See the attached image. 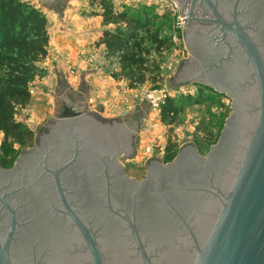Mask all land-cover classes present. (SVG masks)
<instances>
[{
    "label": "water",
    "instance_id": "1",
    "mask_svg": "<svg viewBox=\"0 0 264 264\" xmlns=\"http://www.w3.org/2000/svg\"><path fill=\"white\" fill-rule=\"evenodd\" d=\"M170 1L183 18L190 58L179 82H195L230 101L231 115L207 152V158L218 155V169L208 168L204 185L182 187L183 180L192 179L178 166L180 156L190 150L198 158L195 149L183 148L170 164L159 165L157 174L148 171L153 163H146L143 182L128 179L119 159L131 157L140 120L125 117V123L107 124L84 113L80 104L63 103L59 109L74 115L45 124L34 150L16 158L9 170H0V224L5 229L0 264H19L21 231L34 229L38 239H47L43 251H51L45 264H264V20L259 13L240 10L242 0L230 10L211 0ZM200 3L209 17L195 13ZM209 23L219 29L222 57L200 51L192 56L190 36L198 33L199 24H208L207 33L214 27ZM222 64L230 67V88L211 83L223 77L215 72ZM191 67L195 76H188ZM54 134L56 141L50 139ZM43 138L47 149L36 161ZM173 176L179 184H172ZM162 179L171 182L162 185ZM22 190L25 196L19 195ZM36 204L43 212L35 210ZM33 207L36 217L28 213ZM166 213L168 224L162 219ZM159 223L168 230L152 227ZM54 232L63 241L55 242ZM38 246L39 240L26 245L28 264H44L34 257Z\"/></svg>",
    "mask_w": 264,
    "mask_h": 264
},
{
    "label": "rangeland",
    "instance_id": "2",
    "mask_svg": "<svg viewBox=\"0 0 264 264\" xmlns=\"http://www.w3.org/2000/svg\"><path fill=\"white\" fill-rule=\"evenodd\" d=\"M23 1L36 7V0ZM110 1L114 11L131 10L141 20L145 19L142 14L145 10L149 13L151 11L149 30H157L158 39L164 44L167 43L165 47L158 49L150 43L144 32L140 33V38L147 39L143 43L145 53L142 55L146 70L143 79L146 81L139 84L136 70L115 79L114 76L120 75L119 54L108 55L104 46H97V38L104 31L114 32L116 26H103L101 22L94 23L92 28L84 25L85 23L80 25L84 19L97 18L101 13L97 4L91 0H73L76 12L70 19L65 17L62 23L60 18L42 11L47 20L49 35L47 57L37 65L42 70L40 78L29 83L28 105L17 108L15 117L17 122L33 133L34 140L24 148L14 146L15 153L11 159L13 164L21 154L34 150L37 136L43 131L45 124L59 117L74 115L66 112L67 108L60 110L59 106L65 101L76 99L74 92L80 85V75L84 73L89 96L85 102L84 99L79 103L76 101L84 108V113L108 124L118 123L123 120V116L131 119L135 110H147V115L140 119L139 131L133 138L131 157L119 159L128 179L143 182L146 177V163L159 162L163 166L171 163L174 159L170 162L164 160L166 149L177 155L179 149L191 148L199 156L206 157L207 152L217 144L231 115L230 101L225 96H215L212 89L195 82H179L178 76L184 69L189 53L183 42L184 27L177 8L163 0H132L128 5H124L128 0H119L123 7L117 9V0ZM37 9L41 11L39 7ZM72 33L78 37L73 39ZM69 41L70 47L58 46L67 45ZM199 87L201 91L198 90ZM168 99H172L179 108L172 125H165L160 121V110ZM1 141L0 134V144ZM8 166L11 168L12 164Z\"/></svg>",
    "mask_w": 264,
    "mask_h": 264
},
{
    "label": "trees",
    "instance_id": "3",
    "mask_svg": "<svg viewBox=\"0 0 264 264\" xmlns=\"http://www.w3.org/2000/svg\"><path fill=\"white\" fill-rule=\"evenodd\" d=\"M101 9L97 16L103 26L114 25V32L104 31L97 46H104L108 55H118L120 75L136 70L139 84H143L145 61L143 43L150 41L158 49L167 43L158 39V31L149 30L148 10L142 14L145 19L135 17L131 10L114 11L110 0H91ZM157 19V17H155ZM124 25V28H120ZM144 32L146 38H140ZM49 35L47 20L40 10L22 0H0V167L8 168L13 164L14 146L24 148L34 140L33 133L16 121L17 108H25L30 101L29 83L40 78L42 70L38 68L47 57ZM147 53V51H146ZM201 91V88H198ZM213 94L208 89L203 88ZM214 95V94H213ZM191 100V98H186ZM179 113V108L172 99L166 100L160 110V121L172 125ZM176 155L166 149L165 162H170Z\"/></svg>",
    "mask_w": 264,
    "mask_h": 264
},
{
    "label": "flooded vegetation",
    "instance_id": "4",
    "mask_svg": "<svg viewBox=\"0 0 264 264\" xmlns=\"http://www.w3.org/2000/svg\"><path fill=\"white\" fill-rule=\"evenodd\" d=\"M211 1H213L215 4H217L218 8H220V9L222 8L224 10H230V9H232V5L234 4L235 0H211ZM196 2L198 3L197 0H196ZM195 8H196L195 13H197V15L199 17H203V18L209 17V13H208L209 11L204 6V4L200 3V4L196 5ZM241 8H242L243 12H246V13H252V14L259 13V17H261L262 20H264V18H263L264 17V15H263V13H264V0H242V5L240 7V10H241ZM207 25L208 24H199V29L196 27L198 33L195 36L191 35L189 40H188L189 50L191 51L192 56L198 55L199 51H200L204 55L207 53L208 55L214 57V59L217 57L221 58L222 54H223V49H222L223 45L221 44L222 42L219 40L220 39L219 29L214 26L215 24L214 25L210 24V27H212V26H214V27L212 29H210L209 31H207V33H206L203 30ZM206 46H207V48H212L213 49L212 52H208ZM188 59H190V58H188ZM186 68H187V64L184 63V69H186ZM229 68L230 67L228 65L222 64L220 68L215 70V72L221 73L223 77H221V79H214L211 81V83L214 84L216 81H219V82H222V85L225 84V86H223L224 88H228V87L230 88L231 84H228V82H227V79H228L227 70H230ZM192 70H193L192 72L190 70L191 73H189L188 76H191L192 74L195 76V74L198 73L196 69L192 68ZM211 75H212V77H215V75H217V74H211ZM67 112L72 113L71 109H68ZM121 122L125 123V121L122 119L118 123H121ZM127 129H129V128H127ZM48 132H49V130H48ZM56 135L57 134H54V136L51 137L50 139L53 140L55 138V141H56V137H57ZM47 145H48V142H46V140L44 138L41 139L39 146L36 147V161L39 159V154L42 155L46 151ZM178 155H179V153L176 155V157ZM184 155L185 156H180L181 159L179 160L178 166L182 167L183 169L185 168L184 170L186 171L188 179L195 180V181L189 180L187 182H185L186 180H183L182 181L183 182L182 187H184V188L189 187L191 185H199L200 183L204 185L205 181H203L202 178L204 176H207V174L209 172L208 168L218 169L217 168L218 163H219L218 160L221 161L220 159H218L217 164H216V159H217L218 155H215L214 158H211V157L207 158V156L206 157L199 156L198 152H197V156H198V158H197L190 150H187V152L184 153ZM25 157H27V155ZM81 160H83V159H81ZM159 165H162V164L159 162L153 163L150 166V169L148 171L153 172V174H157L158 169H159ZM12 166H13V164H12ZM9 169L10 168L4 169V168L0 167V170H2V171H7ZM171 181H172V184H179L178 183L179 180L177 177H174V176H173V178L171 177ZM171 181H166V180L162 179L161 184L163 183L162 185H164L168 182L167 184L169 185V183ZM4 192L5 191H3V193ZM167 193L169 195H172V193H174V192L171 190V188H169V190H167ZM22 194H24V196H25L26 192L23 190L20 191L19 195L22 196ZM5 195H7V191H6ZM4 201H7L6 197H4ZM191 203H194L193 198L189 199L188 202H186V204L188 206H190ZM36 208L38 211L43 212L42 208L40 206H38L37 204L35 206V210H36ZM26 209H29V208H26ZM35 210L33 207L31 209V211L28 212L29 215L36 217ZM167 218L169 221H171L170 215H168L166 213L163 215L162 219H163V221H166ZM0 220H1V214H0ZM167 221L164 224H168ZM161 225H162V223H159V224H156L155 226H152V227L161 228V230H168V228L163 227L164 225L163 226H161ZM4 232H5L4 226L2 224H0V235H3ZM26 232L27 231H21V233H24V240H22L21 243L17 244V262H19V264H28L27 258H29V256H24L23 251L26 249V245H29L30 242H35V241L39 240V246L36 249V251H38V252H35L34 257L36 259H38L41 263H44V264L48 263V260L51 258V253H50L51 251H49V252H47V250L43 251V249H44L43 246H45V245H42L44 242L47 241V239L40 238V237L38 239V237H36V234L38 235L39 231H37L36 229L30 230L27 233ZM40 232L43 234H47V232H45V231H40ZM53 236L55 237V239H54L55 242L63 241L62 236L59 232H54ZM52 248H49V250H51Z\"/></svg>",
    "mask_w": 264,
    "mask_h": 264
},
{
    "label": "crops",
    "instance_id": "5",
    "mask_svg": "<svg viewBox=\"0 0 264 264\" xmlns=\"http://www.w3.org/2000/svg\"><path fill=\"white\" fill-rule=\"evenodd\" d=\"M118 1L119 0H117V2H115V4L117 5V9L123 7V6L120 5L121 2L119 3ZM38 7L41 9V12L44 11V13H47V14L49 13V14H52V15L60 18L61 19V21H60L61 23L64 21L65 17H67V19L68 18L70 19L72 14L76 12V10H75L76 8H74L73 0H36V8H38ZM99 18L100 17L97 16V18H95V19H93V18L84 19V20L81 21L80 25H83V23H85L84 25H86V26L94 27L95 26V25L93 26L94 23H100L101 22V19H99ZM76 19H79V17L76 16ZM98 20H100V21H98ZM71 35H72L73 39L78 37L77 35H75L73 33ZM99 35H98L97 39H99V37H101L102 33L99 34ZM70 42L71 41H69V44H67V45L66 44L65 45L64 44H61V45L58 44V46H60V48L62 46L63 47H70L71 46ZM75 47H76V45H75ZM72 49H74V48H72ZM70 51H71V49L69 50V52ZM71 53H73V52L71 51ZM60 76H62V75L60 74ZM84 76H86L85 73L80 75V85L77 88V91L74 92L75 93L74 98L77 99L79 97L81 99V100L78 101V103L81 102L83 99H84L83 102H85L86 98H88V96H89V91H88L89 87L85 83ZM76 99L72 100L71 102L65 101V103L77 106L78 103L76 102L77 101ZM62 105L63 104H61L60 106H62ZM85 106L88 107L87 104H85ZM67 111L68 110H66V112ZM146 113H147V110L145 108H143V110H141V111H140V109L138 111L135 110V112L133 113L131 119L132 118H136V119L140 120L143 116L147 115ZM125 117L128 118V116H123L122 118H125Z\"/></svg>",
    "mask_w": 264,
    "mask_h": 264
},
{
    "label": "built area",
    "instance_id": "6",
    "mask_svg": "<svg viewBox=\"0 0 264 264\" xmlns=\"http://www.w3.org/2000/svg\"><path fill=\"white\" fill-rule=\"evenodd\" d=\"M163 1L168 2V3H171L174 7H176V5L173 2H171L170 0H163ZM131 2H132V0H128V1H126L124 3V5L131 4ZM179 19H180L181 25L183 26L182 18H179Z\"/></svg>",
    "mask_w": 264,
    "mask_h": 264
},
{
    "label": "bare ground",
    "instance_id": "7",
    "mask_svg": "<svg viewBox=\"0 0 264 264\" xmlns=\"http://www.w3.org/2000/svg\"><path fill=\"white\" fill-rule=\"evenodd\" d=\"M183 19V18H182Z\"/></svg>",
    "mask_w": 264,
    "mask_h": 264
}]
</instances>
